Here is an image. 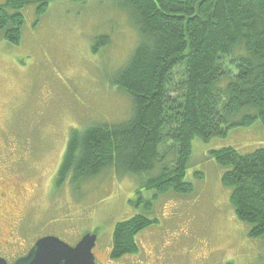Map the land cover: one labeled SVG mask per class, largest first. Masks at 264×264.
<instances>
[{"label":"rangeland","instance_id":"374dc122","mask_svg":"<svg viewBox=\"0 0 264 264\" xmlns=\"http://www.w3.org/2000/svg\"><path fill=\"white\" fill-rule=\"evenodd\" d=\"M18 10L20 41L10 44L0 33V211L6 212L0 255L7 263L44 235L75 245L90 232L97 236L95 264H264V237H250V225L237 219L231 187L221 180L226 169L210 156L215 149L247 154L264 146L262 123L193 138L189 193L154 197L146 182L160 166L140 175L107 169L82 184L56 186L70 129L128 117L130 97L114 79L139 43V30L123 0H56L42 14L35 4ZM101 35L108 42L95 45ZM172 157L167 151L161 160ZM141 212L157 223L133 237L135 251L111 258L115 224Z\"/></svg>","mask_w":264,"mask_h":264},{"label":"trees","instance_id":"16d2710c","mask_svg":"<svg viewBox=\"0 0 264 264\" xmlns=\"http://www.w3.org/2000/svg\"><path fill=\"white\" fill-rule=\"evenodd\" d=\"M54 1L1 3V36L18 43L24 26L18 8L35 4L42 14ZM123 2L139 30V43L114 79L130 97V113L115 124L70 129L54 185L82 184L107 169L140 175L160 166L145 184L154 197L189 193L193 184L185 180V169L193 138L224 136L230 128L258 120L264 127V0ZM98 42L107 43L108 36L93 40ZM167 151L173 153L172 162L164 164ZM210 156L226 169L221 180L231 187L237 219L250 225V237L263 238L264 146L247 154L232 147L215 149ZM151 201H144L147 209ZM156 221L141 212L115 224L111 258L135 251L133 237Z\"/></svg>","mask_w":264,"mask_h":264},{"label":"water","instance_id":"95a60500","mask_svg":"<svg viewBox=\"0 0 264 264\" xmlns=\"http://www.w3.org/2000/svg\"><path fill=\"white\" fill-rule=\"evenodd\" d=\"M96 234L88 232L75 245H69L56 236L44 235L36 239L34 245L11 264H95L92 251L96 244ZM0 264H8L0 257Z\"/></svg>","mask_w":264,"mask_h":264},{"label":"flooded vegetation","instance_id":"af4514ba","mask_svg":"<svg viewBox=\"0 0 264 264\" xmlns=\"http://www.w3.org/2000/svg\"><path fill=\"white\" fill-rule=\"evenodd\" d=\"M3 196H4L3 192L0 191V198L3 197ZM5 215H6V212H2V211H0V217H3V218H4ZM33 245H34V244H33ZM33 245H32V246H33ZM32 246H31V247H32ZM31 247H30V248H31ZM30 248H29V249H30ZM27 252H28V250H27ZM27 252H26V253H27ZM13 253H15V252H13ZM13 253H12V254H13ZM26 253H25V254H26ZM93 253H94V252H93ZM22 255H24V254H22ZM0 257H1V255H0ZM2 257H3V256H2ZM20 257H22V256L19 255V256L16 257L15 259L20 258ZM94 259H95V253H94Z\"/></svg>","mask_w":264,"mask_h":264}]
</instances>
